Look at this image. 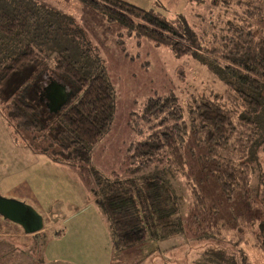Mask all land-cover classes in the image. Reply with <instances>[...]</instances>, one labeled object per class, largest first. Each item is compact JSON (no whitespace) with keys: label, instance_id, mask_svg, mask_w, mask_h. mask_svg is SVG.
Here are the masks:
<instances>
[{"label":"rangeland","instance_id":"374dc122","mask_svg":"<svg viewBox=\"0 0 264 264\" xmlns=\"http://www.w3.org/2000/svg\"><path fill=\"white\" fill-rule=\"evenodd\" d=\"M126 1L144 8H157L171 17L180 15L186 23V34L193 40L194 51L177 56L170 48L159 47L145 38L122 36L121 26L108 23L78 0L47 1L55 4L58 13L44 12L43 19L46 23H57L52 33L35 43V48L42 52L47 69L38 81L27 84L26 96L38 106L44 118L60 113L69 99L57 111L42 94L49 82L48 76L55 77V57L64 53L84 66L87 72L96 67L105 70L114 91L115 113L109 130L92 146L91 162L79 166L57 162L54 166L46 164L49 156L31 151L32 147L28 145L29 142L35 147H45L47 143L43 139L30 140L33 133L18 130L10 123L3 126L0 122V194L9 198L27 196L23 201L42 212L46 220L42 231L27 234L29 238L24 240L31 248L28 252L30 264H264V200L261 194L264 181V98H261V111L255 116L259 124L258 137L250 153L246 154L252 165L249 197L235 194L233 199L225 198L214 180L203 183L209 207L217 212L220 234L194 235L195 226L190 219L191 189L183 176L169 170L166 162L151 163L135 172L130 171L128 162L130 145L141 140L131 129L129 117L131 119L133 111L141 112L146 101L156 93L176 98L189 121L188 103L193 97L209 98L234 108L237 91H250L227 74L220 58L207 53V49L215 50L218 55L221 53L236 5L231 8L223 3L213 4V0ZM226 3H232V0ZM68 20L71 24L64 23ZM72 28L80 31L78 36L62 38L60 32ZM30 69L15 74L5 91L11 95L17 93L32 74ZM62 85L73 92L72 86ZM254 94L261 97L262 92ZM3 96L0 94V101ZM7 107V102H3V114ZM91 168L106 176L112 177L116 172L121 179L139 181L164 173L178 197V216L184 231L161 240L151 238L134 247L114 250L115 253L111 235L110 249L103 248L100 231H85L100 224H71L68 220L72 215H96L88 201L97 197ZM199 173H202L200 166L196 168L198 178L201 177ZM166 206L170 208V203ZM55 215L59 217L57 223H54ZM127 216L122 222H128ZM62 218L68 221L58 223ZM72 226H82L84 230L74 235L68 232ZM128 226L125 224V228ZM21 241L16 240V243ZM3 246L5 240H0V253ZM5 257L0 254V264Z\"/></svg>","mask_w":264,"mask_h":264},{"label":"trees","instance_id":"16d2710c","mask_svg":"<svg viewBox=\"0 0 264 264\" xmlns=\"http://www.w3.org/2000/svg\"><path fill=\"white\" fill-rule=\"evenodd\" d=\"M47 1L51 0H0V94H5L3 102L8 105L4 114L16 129L33 133L30 140L43 139L47 143L45 147H35L25 138L33 151L46 154L57 163L88 165L92 146L109 130L115 113L114 91L105 70L96 67L87 72L69 54H58L53 78L75 91L72 89V96L60 113L49 119L25 94L27 84L38 81L47 69L42 52L35 48L36 41L52 33L57 23L43 19L44 12L58 13L55 4ZM78 1L108 23L121 26L122 36L145 38L159 47L170 48L177 56L194 51L193 40L186 34V23L180 15L171 17L157 8H144L126 0ZM226 1L213 0V4L223 3L231 8L236 5L228 24L229 34L219 55L215 50L216 53L207 49V53L220 58L227 74L250 91H237L234 108L209 98L193 97L188 103L189 121L176 98L156 93L141 112L133 111L128 121L133 132L141 137L129 147L130 171L166 162L169 170L183 176L191 189L190 219L195 236L220 234L217 212L209 207L203 191L206 180H214L225 198L233 199L235 194L249 197L252 165L246 154L258 137L255 116L261 111L264 98V0ZM64 23L71 24L69 20ZM79 33L74 28L60 32L62 38H74ZM28 68H32V74L27 83L15 94L5 91L8 81ZM93 71L96 73L92 74ZM49 85L50 82L43 86L47 89ZM251 91L262 92L261 97ZM199 166L200 178L196 174ZM91 169L93 189L109 221L114 250L184 231L178 216V197L164 173L139 181L121 179L116 172L111 177ZM261 194L264 200V181ZM126 215L125 223L122 218ZM125 224L129 226L125 228Z\"/></svg>","mask_w":264,"mask_h":264},{"label":"crops","instance_id":"0c3cea01","mask_svg":"<svg viewBox=\"0 0 264 264\" xmlns=\"http://www.w3.org/2000/svg\"><path fill=\"white\" fill-rule=\"evenodd\" d=\"M47 80L50 82V85L47 89L45 87L43 88V92H44V94H42L43 98H47L50 101L52 107H55L57 105L56 107H59V109H61L64 104L63 102H66L72 96V94L63 88L62 83H60L58 79L56 80L54 78H51V76H48ZM45 86L47 87V84H45ZM57 88H59V93H57ZM2 103L3 101H0V122L2 123L3 126H7L9 122L6 119V117H4V114L1 111ZM6 132H9V129H7V127H6ZM35 153H38V152H35ZM38 154H42V153H38ZM46 162H48L46 164H49L50 166H54V164L56 163L52 161L50 157ZM25 179L23 181H25ZM26 198L28 197L25 195H22L21 198H18V199L19 200L21 199L23 201ZM95 198H96V201H95ZM95 198H93L92 200H88V201L91 202V205L94 208L93 212L96 215H90V214L89 215L84 214L81 216L72 215L68 217V220L71 224H84V223L100 224L101 226L99 227L93 226L92 230H90L91 228H89L85 231L87 232L88 231L90 232L100 231L102 234L101 241L104 243L102 247L105 249H110L108 247L109 245L112 244L113 236H112V241H111L112 233L110 231V226L108 225L109 221L106 215L101 210L98 204V201H97V197ZM40 213L44 217V214L42 212ZM58 219L59 217L55 215L54 223H57ZM66 221L63 220L62 218L58 223H61V222L66 223ZM45 225H46V220H45ZM0 228H2L0 229V240H5V246H3V250L0 254L3 256H6L5 260H3L1 264H30L31 257L28 254V252H30L31 248L29 247V244H28L29 242L26 245L24 243V240L26 238H29L28 236L29 234L27 235V233L24 232L22 227H20L19 225L11 221L5 220L2 216H0ZM83 230H84V227L82 226H72V228L68 229V232H71L75 235L76 233L81 232ZM2 238H5V239H2ZM8 238H11V239L8 240ZM20 239H22L23 241L16 243V240H20ZM112 249H113V245H112ZM113 252H114V249H113Z\"/></svg>","mask_w":264,"mask_h":264},{"label":"water","instance_id":"95a60500","mask_svg":"<svg viewBox=\"0 0 264 264\" xmlns=\"http://www.w3.org/2000/svg\"><path fill=\"white\" fill-rule=\"evenodd\" d=\"M57 93H59V88H57ZM56 106L54 110L58 111L59 107ZM0 216L22 227L27 234H35L45 228L43 215L32 205L16 198L5 197L1 194Z\"/></svg>","mask_w":264,"mask_h":264}]
</instances>
